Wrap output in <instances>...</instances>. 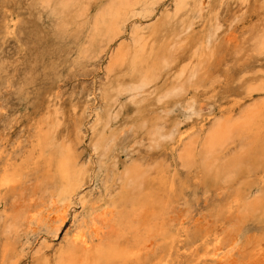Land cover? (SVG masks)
Wrapping results in <instances>:
<instances>
[{
	"label": "bare ground",
	"instance_id": "1",
	"mask_svg": "<svg viewBox=\"0 0 264 264\" xmlns=\"http://www.w3.org/2000/svg\"><path fill=\"white\" fill-rule=\"evenodd\" d=\"M236 1L257 3L240 27L251 68L242 75L244 89L233 94L243 96L217 116L199 93L216 81L208 61L228 0H0V40L26 34L31 50H39L30 51L34 61L43 62L39 55L50 48L75 72L102 67L106 109L95 113L90 148L105 184L112 176L121 196L96 201L95 189L81 193L86 170L78 169L76 151L83 124L74 105L45 102L44 111L19 120L26 144L12 150L5 132L18 120L5 117L0 104V264H18L25 249L36 264H240L237 252L253 250L249 225L264 222L252 221L264 219V70L250 63L264 60V0ZM8 67L0 62V96L25 100L38 76L30 69L18 78ZM125 101L135 112L121 126ZM143 145L146 156L119 161ZM184 173L196 189L191 199L190 186L180 182ZM197 190L219 202L201 209L202 221H189L201 201ZM68 219L52 252L49 239ZM38 237L47 249L32 248ZM243 264H264V246Z\"/></svg>",
	"mask_w": 264,
	"mask_h": 264
},
{
	"label": "rangeland",
	"instance_id": "2",
	"mask_svg": "<svg viewBox=\"0 0 264 264\" xmlns=\"http://www.w3.org/2000/svg\"><path fill=\"white\" fill-rule=\"evenodd\" d=\"M228 1L231 4L227 2L228 3L227 7L222 8L223 10L221 9L223 13H226V16L223 18L224 29H222V32L220 31L221 35L218 37L219 38L218 42L215 43V49H214L215 51L213 50V54H212L213 58H211L208 61L209 63H211V64L208 63L209 64L208 72L209 74L212 73L213 77H216L215 78L216 81L214 83L205 82V84L203 85L204 86L206 84L208 85H206V87L202 86L200 88V93H199L200 98L204 99L206 97L205 99L208 100L206 102L209 103V107L212 110V114L217 115V116L220 114V111H222V109H225L229 106L228 104L232 100L239 99L240 97L243 96L241 94L234 96L233 94L239 93L240 91L244 89L245 83L243 82L244 80L242 79L243 78L242 75L244 73L246 74L247 71H249L248 69L251 68L248 65L250 59H247L248 55L245 57L246 54L244 52V50L246 49V44H244V41L247 35L246 34H245L246 36L242 35L240 27L243 26L244 23L246 24L251 20V16L249 14L250 12L248 11H254L255 10L254 6L257 5V3L253 2L254 5L252 3V6L251 5L250 7L248 6L249 8L248 9L247 6L245 5L243 6L241 4L239 5V3L236 0L235 1L233 0L234 2H232V0H228ZM251 7L253 8L252 10L250 9ZM232 20H235V21L232 22ZM0 21H1V18H0ZM43 25L47 26V23ZM200 28L201 26L200 27L196 26L195 29L197 30L194 29L193 31L195 32L193 34H192L193 31L190 32L192 36L194 35L196 36L197 34H198L197 36H199ZM196 32L198 33L196 34ZM224 32H226V34ZM27 36L29 35L22 34V35L13 36V37L8 36L7 38H5L4 36L3 40H0V62L2 60H5L6 64L9 66L8 68L10 70L9 71L10 75L14 74V75H17V77L19 78L20 76H22V74L29 72V70L31 69L32 72L34 70L33 72L34 77L38 76L36 78V83L34 85L29 86V88L27 89L26 91L27 98L25 100L19 101L17 97L14 95V93L12 92L10 93L9 96H0V104L3 107V109H5L4 110L5 117L11 116L13 114L12 119L14 120V122L15 120H18L16 124L12 125L9 131L6 130L5 132V134L7 133V138H10L9 139L10 145H11V148H13L12 150H14L15 148H18V145H21L24 147L26 144V142H22V141L26 139L28 133L24 125L19 123L20 122L19 120H23L25 118L31 119V117L35 116V114H39V112L41 113L42 111H44L45 109H43V107H44L45 102L50 103L51 105V104H54L53 103L54 101L58 100V103H60L62 108L64 109H66L69 106L71 108L72 105H74L76 109L75 117H78L76 121L78 122V124L80 123L83 124L82 130H81V136H80L81 139L79 138L80 142H78V145H77L78 151H76V153L80 154V156L79 154H76L77 159L79 163L80 162L82 163L78 165V169L80 171H82L81 168H83L84 171L86 170L85 172H83L85 175L82 176V183L84 184H82L83 191L81 190V193L86 194L87 190L89 193L92 189H95L97 193L96 192L94 193V200L96 201L102 200V199L103 200L111 199V197H114L115 195L116 196L112 199H117V200L120 199L121 196H119L120 195L119 190L116 188L118 186L117 185L118 183H114L113 177L110 176L108 178L109 180H107L108 183L105 184L106 182L105 180L107 179L106 172H100L99 167L97 166L101 159L100 157H98V154L90 148L91 142H93L95 138V135H93V132L91 130V128L94 125L95 113L97 111H100L99 109H101L102 111L106 109V101L104 99L103 94L99 91L100 88H103L106 86L105 84H108V81L106 80L105 76H102L103 75V72L101 70L102 67H100L98 73H94V70L97 68L94 65L88 66L85 71L75 72V70L69 68L68 62L65 61V59H63L62 57H60V55L61 56L63 55L62 53L58 54L59 56L55 58V56L52 55L50 48L44 50V52L41 55H39V57L43 58L44 63L39 61L38 59H35L34 61V58L31 52H34V51L36 52L39 50L37 48L33 49L34 51L31 50L30 46L33 45V42L31 43L30 41L31 36L29 37ZM192 36H191V41L193 42V39L195 36L193 37V39H192ZM47 40H49V43H47ZM45 41L47 43L46 45H49L52 40L50 36H46ZM242 45L245 48L242 47ZM38 48L40 49V47ZM251 60L252 61L250 64L255 65V67H257L260 70H264V60L263 59L259 58L258 59L259 62H256L254 59H251ZM61 61H64L67 63H64V62L62 63ZM41 75L42 76L44 75V76L42 77ZM102 84H104V86ZM41 108L43 109L42 111H40ZM134 112H135L134 106L132 104L127 105V111L125 113V117H123V120H121L122 121L121 126H125L130 122ZM175 114H178V111H175V113H173V115ZM142 148H139L138 146L130 147L128 148L130 150L126 149L127 151L120 153V156H119L120 160L119 159L118 160L120 162L121 160L124 161L126 165L127 163L128 164L130 163L131 159H135L139 157V154H141V156L142 155L146 156L147 155L146 146L143 145ZM23 150H25V148H23ZM127 152H128V155H127ZM23 155H24L23 152H21L20 156H23ZM161 158L163 160L165 159L164 157H161ZM83 166H85V168ZM94 169L95 170L98 169V171L95 172ZM94 175L97 177V179ZM40 177H41V174L39 172L37 176H35V178H40ZM35 178L33 177V179ZM90 179L91 181L89 182ZM188 180H189L188 176L185 173L180 175V182H182V184L185 183L187 186H190L189 187L190 190L189 189L187 190L185 197H187V199H191L193 197V194L191 192H193V190H196V189H193L194 186L192 187L193 185L192 180H190L191 182H189ZM187 181L189 183H187ZM106 188L108 189V191ZM197 192H198V200L200 199L201 201H199L200 204L196 206V211H195L196 213L194 212L193 217L190 218L189 221H202V216L204 215L205 210H201V209L206 208V206L208 205H213L214 203L219 202L218 200H216L217 197L215 196V193H212V192L203 193L202 191H198V190ZM203 204L205 205V207ZM252 221H264V219L262 220V219L256 218V219H253ZM68 223L70 224L69 219L62 226L63 228L60 229L57 236L54 237V239L53 238L49 239L51 246H52L51 248L52 252L57 249L56 247L57 243L60 241L66 228H68V225H69ZM39 238L40 237L37 238L38 240L35 239L34 241H31L30 245L32 246V248L35 249L36 247H40L42 250L47 249L44 245H41V241H39ZM248 240L253 242V247H252L253 250L251 252H246L245 247H243L241 250L237 252L236 255L237 257H240V260H241L240 264L246 263L250 259L251 254L258 248L259 245L264 246V222H251L250 223ZM27 246L28 245L26 244L24 248H27ZM25 253H27L26 257L21 258L18 264H36V262L34 261L35 258L31 254L32 252L29 253L28 250L25 249ZM14 262H15V259L9 260L8 264H11V263L13 264Z\"/></svg>",
	"mask_w": 264,
	"mask_h": 264
}]
</instances>
